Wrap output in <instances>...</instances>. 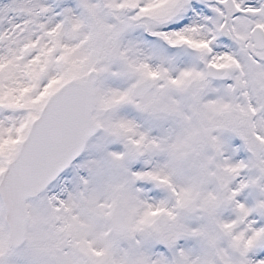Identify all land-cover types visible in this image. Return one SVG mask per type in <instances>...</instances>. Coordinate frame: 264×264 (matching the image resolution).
I'll use <instances>...</instances> for the list:
<instances>
[{
    "label": "snow or ice",
    "instance_id": "1",
    "mask_svg": "<svg viewBox=\"0 0 264 264\" xmlns=\"http://www.w3.org/2000/svg\"><path fill=\"white\" fill-rule=\"evenodd\" d=\"M0 264H264V0H0Z\"/></svg>",
    "mask_w": 264,
    "mask_h": 264
}]
</instances>
